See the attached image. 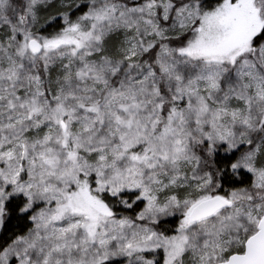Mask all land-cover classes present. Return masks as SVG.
<instances>
[{"label":"snow or ice","instance_id":"obj_1","mask_svg":"<svg viewBox=\"0 0 264 264\" xmlns=\"http://www.w3.org/2000/svg\"><path fill=\"white\" fill-rule=\"evenodd\" d=\"M0 264H264V0H0Z\"/></svg>","mask_w":264,"mask_h":264}]
</instances>
